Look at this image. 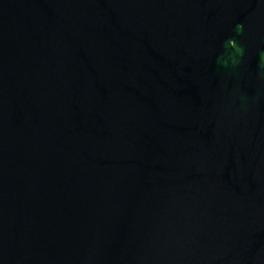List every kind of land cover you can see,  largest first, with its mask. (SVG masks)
Here are the masks:
<instances>
[{"label": "water", "instance_id": "95a60500", "mask_svg": "<svg viewBox=\"0 0 264 264\" xmlns=\"http://www.w3.org/2000/svg\"><path fill=\"white\" fill-rule=\"evenodd\" d=\"M0 264H264V0H0Z\"/></svg>", "mask_w": 264, "mask_h": 264}]
</instances>
